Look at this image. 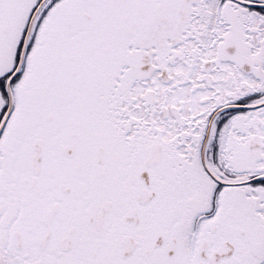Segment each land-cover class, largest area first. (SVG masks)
I'll return each mask as SVG.
<instances>
[{
  "label": "snow or ice",
  "instance_id": "obj_1",
  "mask_svg": "<svg viewBox=\"0 0 264 264\" xmlns=\"http://www.w3.org/2000/svg\"><path fill=\"white\" fill-rule=\"evenodd\" d=\"M0 264H264V0H0Z\"/></svg>",
  "mask_w": 264,
  "mask_h": 264
}]
</instances>
